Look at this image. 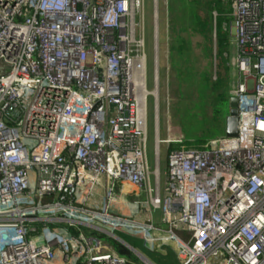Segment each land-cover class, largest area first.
Wrapping results in <instances>:
<instances>
[{
  "label": "built area",
  "instance_id": "built-area-1",
  "mask_svg": "<svg viewBox=\"0 0 264 264\" xmlns=\"http://www.w3.org/2000/svg\"><path fill=\"white\" fill-rule=\"evenodd\" d=\"M152 2L150 89L146 0H0V264H132L82 227L115 240L94 222L155 230L158 212L179 264H264V0H231L239 133L203 149L161 136ZM120 184L147 221L112 214Z\"/></svg>",
  "mask_w": 264,
  "mask_h": 264
},
{
  "label": "rangeland",
  "instance_id": "rangeland-1",
  "mask_svg": "<svg viewBox=\"0 0 264 264\" xmlns=\"http://www.w3.org/2000/svg\"><path fill=\"white\" fill-rule=\"evenodd\" d=\"M213 1H217V7H211ZM218 1L222 0H169V2L168 0H163L160 22H163L165 17L168 18L166 27L168 25L167 30L169 29V31H166L165 35L163 31L164 23L160 24V71L161 76H163L161 81L162 116L160 119V132L162 138L165 139L169 137L172 139H183L185 147L188 146L190 142L192 144L202 145L207 141L225 136V128L222 131L218 128V118L215 117L217 111H223L224 105L220 102L221 90L215 89L213 83L218 77H222L220 74H217L218 66L221 62L218 55L219 42L217 40L221 24L225 22L230 26L233 22V18L231 14V4H221ZM223 1L226 2L228 0ZM170 6L171 8L173 7V14H171V16L169 10ZM192 13L198 14L203 24L206 22L208 23L207 33L201 35L200 31H202L203 28L200 27V25H197L198 27L195 28ZM152 14L153 2L152 0H146L145 36L147 43L146 52L149 58L150 89H152L153 55ZM229 34V45L231 48L234 47L232 42H235V38H233V41L232 39L230 40L231 33L229 32ZM224 43H226L225 40L223 41V45ZM171 48L172 51L174 50L172 52L174 54V62L172 64L169 60V51ZM221 50H223V48L220 46L219 51ZM225 50L226 49H224V52ZM232 58L233 54L229 57V60L231 61ZM229 71V76H232L230 78L232 89H229L228 94L229 97L230 95L232 97V93L239 83V72L232 62H229ZM184 74L188 75L183 77ZM224 75L225 74H223V76ZM204 86L207 87L208 90L204 89ZM151 109L152 102L150 103L151 113L148 143L150 165L154 159V135ZM225 111L229 112L227 104L224 109V112ZM169 146L171 147L172 145ZM169 146H162L161 149L163 168H165L166 152L168 148H170ZM89 200L90 203L99 205L97 207V212L100 214L104 213L103 203H99L98 198L94 194L90 196ZM90 203L86 204L88 208L97 209L95 206L90 207ZM146 210L145 207L137 209L136 211L134 208H130V210L122 211L121 213L123 214H120L118 208L114 207L112 214L121 215L126 221H136L133 219L135 212L146 215ZM160 216L161 214L158 212L154 217L155 225H153V228L155 230L152 228L147 229V227H144V230L134 229L124 222L102 225V219H97L94 223L96 225L100 224L99 227L123 239L129 246L136 249L151 263L172 264L173 258L171 256L174 257V253H169L168 248H165L172 245V243L165 240L168 236L164 235L165 232H168L169 228L165 223L160 221ZM79 217L82 221L86 222L84 216ZM82 229L88 236L94 239H100L102 244H107L110 251L124 257L130 263L142 264L140 257L120 242L110 239L107 235L99 233L92 228L82 227ZM158 229L159 231H157Z\"/></svg>",
  "mask_w": 264,
  "mask_h": 264
},
{
  "label": "trees",
  "instance_id": "trees-1",
  "mask_svg": "<svg viewBox=\"0 0 264 264\" xmlns=\"http://www.w3.org/2000/svg\"><path fill=\"white\" fill-rule=\"evenodd\" d=\"M219 3H226L227 5H228V3H229V0L228 1H218ZM211 7L212 8H214V7H217V1H213L212 3H211ZM212 10V9H211ZM214 10V9H213ZM192 17H193V19H194V22H195V28H197L198 26L197 25H200V27H202L203 28V30L202 31H200V33H201V35L202 34H205V33H207L208 32V23L206 22V23H202L201 22V18L198 16V14H196V13H192ZM202 23V24H201ZM199 33V34H200ZM230 34H229V26H228V23H222L221 24V29H220V31H219V35H218V55H219V59H221V62H220V64H219V66H218V71H217V74L219 75H221L222 77H218L217 78V80L213 83V85H214V87H215V89H217V90H221V95H220V102H221V104L223 103V111L221 110H219V111H217L216 113H215V117H217L218 119H217V124H218V128L222 131L224 128H225V123H226V117L228 116V111L226 112H224V109H225V107H226V104H227V109L229 110L230 108H229V103H230V99H231V95H230V97H229V94H228V91H229V89L231 90L232 89V87H231V82H230V78L232 77H230L229 76V74H230V71H229V60H228V55H229V53H230V45H229V36ZM226 41V43H224V45H223V41ZM220 41H221V43H220ZM227 41H228V43H227ZM220 46L223 48V50H221V51H219L220 50ZM224 49H226L225 50V52H224ZM223 63H224V65H223ZM184 73V72H183ZM188 73V72H187ZM229 73V74H228ZM223 74H225L224 76H223ZM185 75H188V74H184L183 75V77L185 76ZM217 75V76H218ZM189 79V78H188ZM220 79V80H219ZM187 80V79H186ZM230 82V83H229ZM229 83V84H228ZM205 87V86H204ZM204 89H206V90H208V88L207 87H205ZM210 90V89H209ZM213 139V138H212ZM217 139V138H216ZM214 140V139H213ZM210 141H212V140H210ZM210 141H207V142H205V144H202V145H200V144H192L191 142L190 143H188V146H186L187 148H197V149H203L204 147H205V145H207ZM180 147L179 146H175V145H172L170 148H169V152H171V151H173V150H178ZM41 227L42 226H40V225H37V228H39V229H41ZM52 228H53V226H52ZM71 231H72V233L73 234H77L78 232H77V229H71Z\"/></svg>",
  "mask_w": 264,
  "mask_h": 264
},
{
  "label": "crops",
  "instance_id": "crops-1",
  "mask_svg": "<svg viewBox=\"0 0 264 264\" xmlns=\"http://www.w3.org/2000/svg\"><path fill=\"white\" fill-rule=\"evenodd\" d=\"M229 3L231 4V14H232V2H231V0H229ZM169 10H170V16H171V14H173V7L171 8V6H170ZM161 23H164V30L163 31H164V34L166 35V31H169V29L167 30L168 25L166 27V23H168V18L165 17V20H163V22L161 21ZM229 32L231 33L230 40L232 39V41H233V38H235V42L234 41L232 42V44H234V47L230 48L228 60H229V57L233 54V58L231 59V61L229 60V62L234 63V59L236 57L237 49H236V32H235V27H234L233 22L229 26ZM166 43H167V41H166ZM165 48H166V45H165ZM168 50H169V46H168ZM173 51H172V48L169 51L170 52L169 53V60H170L171 64L174 62V54L172 53ZM165 68H166V65H165ZM161 77H163V76H161ZM161 116H162V113H161ZM102 184H103V181H102L101 185ZM119 192L118 193L120 194V198H121V202H122V205L119 207V210H118L120 212V214H123V213H121L122 211H127L128 209L130 210V208H132V206H130V205H134V203L136 204L137 202L144 200V194L141 192H137L132 186H130L128 184H120L119 185ZM133 208L136 211V207L134 206ZM133 219H135L136 221H147V220H145V219H147V215H143L140 212H135ZM165 248H168L169 253L170 252L174 253V257L171 256L173 258L172 264H179V262L177 260V253L179 250L177 244L173 243L171 246L165 247Z\"/></svg>",
  "mask_w": 264,
  "mask_h": 264
},
{
  "label": "water",
  "instance_id": "water-1",
  "mask_svg": "<svg viewBox=\"0 0 264 264\" xmlns=\"http://www.w3.org/2000/svg\"><path fill=\"white\" fill-rule=\"evenodd\" d=\"M229 113L228 116L226 117V123H225V136L227 138H237L238 133H239V111H238V100L235 97H232L230 99L229 103ZM116 241L120 242L122 245L128 247L131 249L136 255L139 257L147 260L150 262L148 259H146L141 253H139L136 249H134L132 246H129L123 239L115 235L114 238ZM151 263V262H150ZM153 264V263H151Z\"/></svg>",
  "mask_w": 264,
  "mask_h": 264
}]
</instances>
